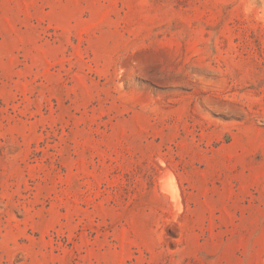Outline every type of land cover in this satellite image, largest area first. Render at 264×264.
Returning a JSON list of instances; mask_svg holds the SVG:
<instances>
[{
  "label": "rangeland",
  "instance_id": "rangeland-1",
  "mask_svg": "<svg viewBox=\"0 0 264 264\" xmlns=\"http://www.w3.org/2000/svg\"><path fill=\"white\" fill-rule=\"evenodd\" d=\"M0 264H264V0H0Z\"/></svg>",
  "mask_w": 264,
  "mask_h": 264
},
{
  "label": "bare ground",
  "instance_id": "bare-ground-1",
  "mask_svg": "<svg viewBox=\"0 0 264 264\" xmlns=\"http://www.w3.org/2000/svg\"><path fill=\"white\" fill-rule=\"evenodd\" d=\"M174 195L177 196V195H176V191H175V194H174Z\"/></svg>",
  "mask_w": 264,
  "mask_h": 264
}]
</instances>
